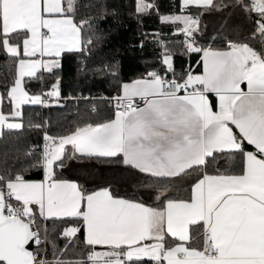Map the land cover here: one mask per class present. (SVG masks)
Listing matches in <instances>:
<instances>
[{
  "label": "snow or ice",
  "instance_id": "6c2138e0",
  "mask_svg": "<svg viewBox=\"0 0 264 264\" xmlns=\"http://www.w3.org/2000/svg\"><path fill=\"white\" fill-rule=\"evenodd\" d=\"M234 3L249 18L254 15L255 34L264 45V0ZM192 6L200 13L192 15ZM228 6L182 0L181 14L160 17L177 26L188 52L202 53V75L169 79L153 70L124 83L111 98V118L78 124L59 136L45 132L40 157L31 165L43 169V180L28 181L22 172L0 174V264H53L26 247L43 243L48 221L68 225L61 256L81 232L87 249L54 264H142L144 258L153 264H264V47L229 41L216 50L196 42L200 15ZM154 7L137 0L136 11L146 14ZM75 14L76 0H0V50L17 65L12 86L0 93V134L23 128L22 106L60 97L59 80L35 95L26 89L25 77L53 73L64 52L82 50L81 26L88 21L77 23ZM162 63L175 72L167 49ZM209 93L218 98V110ZM224 153L242 158L240 171L209 174V163ZM81 158H116L145 174L160 207L60 178L57 169ZM193 174L190 198H171L169 184ZM38 221L45 222L43 229Z\"/></svg>",
  "mask_w": 264,
  "mask_h": 264
},
{
  "label": "trees",
  "instance_id": "16d2710c",
  "mask_svg": "<svg viewBox=\"0 0 264 264\" xmlns=\"http://www.w3.org/2000/svg\"><path fill=\"white\" fill-rule=\"evenodd\" d=\"M148 2L153 3L155 7L148 13L141 14L136 11L137 0H76V22L88 21L81 26L82 50L61 55L60 67L53 73L45 72L38 75L40 78L25 80L26 89L35 95L50 90L59 80V98L62 102L59 105L44 107L31 104L23 106V128L18 131L5 130L0 136V174L10 172L15 175L22 172L25 179L39 178L42 168L31 165L40 157V144L45 132L59 136L73 130L78 124L103 122L111 118V98L119 95L123 83L144 78L153 70L167 75L169 79L186 77L189 72L193 75L201 74L202 53L188 52L183 43V35L175 33L176 25L162 23L160 19L163 15L181 14L180 0ZM216 2L229 5L223 7L219 14L224 19L227 17V21L238 17L241 33L229 34L226 27L222 26L220 29L219 26L210 25L212 22L219 23L213 16L200 15V31L196 34L198 46L223 50L227 48L229 41H233L248 43L257 50L264 47L259 35L255 34L254 15L249 18L246 12L235 5L234 0ZM188 11L197 15L201 10L189 8ZM223 29L225 31H222ZM89 40L91 43H88ZM166 49L172 53L174 73L167 71L162 63ZM16 66L15 59L0 50V93L6 94L12 86ZM10 107L5 97L3 111L7 113ZM93 107L97 110L95 113L92 112ZM33 149V155H26ZM249 150H252L250 146ZM93 161L106 166L110 173H106L104 182L94 187H87L82 183L84 189L94 191L109 187L116 197L142 200L146 205L160 207V201H154L152 198L153 190L146 187L151 180L145 174L117 162L116 158H98ZM241 166L242 158L239 155L217 154L216 161L209 163L207 171L209 174H215V170L219 169L221 172L232 174L238 173ZM57 171L60 178L65 177L62 169ZM194 180L195 174L171 182L170 197L189 199ZM38 222L41 228L45 226V222ZM46 226L47 261L54 264L56 259H75L78 254L87 252L81 232L78 234L79 238L69 245L68 250L61 256V250L68 243L62 236V231L68 225L48 221ZM99 249L102 248L97 247V250ZM142 264L153 262L143 260Z\"/></svg>",
  "mask_w": 264,
  "mask_h": 264
},
{
  "label": "crops",
  "instance_id": "0c3cea01",
  "mask_svg": "<svg viewBox=\"0 0 264 264\" xmlns=\"http://www.w3.org/2000/svg\"><path fill=\"white\" fill-rule=\"evenodd\" d=\"M180 2H181V5H182V0H180ZM190 8H196L195 6H192V7H190ZM224 8H221L220 10H217L216 8H211V9H209V10H207V11H205V12H203V14L201 15V16H203V17H205V15H210L211 14V12L213 13V11H215V12H220V11H222ZM211 16V15H210ZM214 17V16H213ZM215 18V17H214ZM80 39H81V37H80ZM228 45V44H227ZM81 49H82V44H81ZM224 50V49H223ZM81 50H79V51H70V52H64V53H72V52H80ZM63 53V54H64ZM62 54V55H63ZM37 55H39V54H37ZM61 57V56H60ZM59 57V58H60ZM58 58V59H59ZM16 68H17V66H16ZM203 72H204V68H203V62H202V60H201V74H199V75H202L203 74ZM42 73H45V72H41V73H38L37 75H39V74H42ZM34 78V77H33ZM26 79H31V78H29V77H25V80ZM127 83H130V82H127ZM124 84V83H123ZM122 86V85H121ZM242 87L244 88V90L246 91L247 90V88H246V84L245 85H242ZM120 92H121V88H120ZM31 94V93H30ZM120 94V93H119ZM209 95V100H210V102L214 105V110H218V98L216 97V95H215V93H209L208 94ZM22 108H23V106H22ZM22 110V109H21ZM9 112V111H8ZM16 122H20V121H16ZM5 130H8V129H3L2 130V132L3 131H5ZM20 130V129H19ZM235 130V129H234ZM8 131H18V130H8ZM0 136H1V134H0ZM95 159H98V158H91V159H89V158H81V159H69V160H67V162H66V164H65V166L62 168V171L64 172V175H65V177H62L63 179H67V180H69V181H73V182H76V183H78L79 185H81L82 184V182H81V178L83 179L84 178V180H86V178H88V177H90V172L88 171L89 169L91 170V168L90 167H98V168H107L106 166H101V165H99L98 163H96V162H94L93 160H95ZM89 167V168H88ZM130 168V167H129ZM131 169H133V168H131ZM133 170H135V169H133ZM135 171H137V172H139L138 170H135ZM98 177L100 178V177H102L103 179H100L101 181H97V182H95L94 184H91V185H85V186H87V187H94V186H96V185H98V184H100V183H102V182H104L105 181V179L107 178V176H106V174L104 175V174H99L98 175ZM105 177V178H104ZM44 179V173H43V169H42V172H41V176L39 177V178H33V179H26V180H28V181H33V182H38V181H41V180H43ZM103 188H109V187H103ZM192 188V187H191ZM100 189H102V188H100ZM100 189H97V190H100ZM190 195H191V192H190ZM118 198H120V197H118ZM152 198H153V200L154 201H156L157 199H156V197L154 196V193H153V195H152ZM125 199V198H124ZM84 235V234H83ZM149 243H151V242H149ZM200 244H202V239L199 241V243L197 244V243H195L194 242V246H199ZM97 247H99V248H102V249H99L98 251H102L103 250V247L102 246H97ZM144 260H148V258H144ZM165 264H166V262H165Z\"/></svg>",
  "mask_w": 264,
  "mask_h": 264
},
{
  "label": "rangeland",
  "instance_id": "374dc122",
  "mask_svg": "<svg viewBox=\"0 0 264 264\" xmlns=\"http://www.w3.org/2000/svg\"><path fill=\"white\" fill-rule=\"evenodd\" d=\"M210 15L214 16L215 17L214 19L219 21V23L218 22H212L210 24L211 26H219L220 29L222 28V26L226 27L227 28L226 31H228L229 34H233V35H238V34L241 33V30H240L241 26H240V24H238V21H239L238 17H236V18L235 17H232V18L230 17L231 20L227 21V17L224 19L222 17V15L219 14L218 12L213 11V13L211 12ZM223 15H224V13H223ZM220 17H222L221 20H220ZM235 29H237V30H235ZM222 31H225V30L223 29ZM175 33L178 34V28H176ZM183 38H184V36H183ZM90 168H91V170L90 169L88 170L90 172V176H91L90 179L84 180V178L83 179L81 178V182L84 185H91V184H94L97 181L98 182L101 181L100 179H103V178L102 177L99 178L98 175L101 174V173L105 175L107 172L110 171V169L103 168V167L102 168L101 167L100 168H98V167H90Z\"/></svg>",
  "mask_w": 264,
  "mask_h": 264
},
{
  "label": "built area",
  "instance_id": "2783aa9c",
  "mask_svg": "<svg viewBox=\"0 0 264 264\" xmlns=\"http://www.w3.org/2000/svg\"><path fill=\"white\" fill-rule=\"evenodd\" d=\"M52 89V88H51ZM50 89V90H51ZM50 90H47V91H44L40 94H37V95H42L43 93H47L49 92ZM183 94V93H182ZM61 99L60 98H56V97H52V98H49V103L47 105H39L40 107H44V106H50V105H59L61 104ZM113 114H114V102H113ZM43 144H44V140L41 142L40 144V149L42 151V148H43ZM44 227L42 226V229ZM45 236V233L42 231L41 232V237L42 239L44 238ZM33 247L35 249V252H38L39 253V256L41 259H44V260H47V257H46V239L43 240V243H41L39 246H37L34 242H33Z\"/></svg>",
  "mask_w": 264,
  "mask_h": 264
},
{
  "label": "water",
  "instance_id": "95a60500",
  "mask_svg": "<svg viewBox=\"0 0 264 264\" xmlns=\"http://www.w3.org/2000/svg\"><path fill=\"white\" fill-rule=\"evenodd\" d=\"M26 247L28 248V250L33 251V242H30Z\"/></svg>",
  "mask_w": 264,
  "mask_h": 264
}]
</instances>
